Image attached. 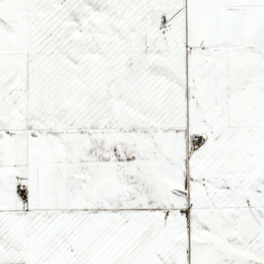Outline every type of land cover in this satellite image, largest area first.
<instances>
[{"label": "snow or ice", "instance_id": "6c2138e0", "mask_svg": "<svg viewBox=\"0 0 264 264\" xmlns=\"http://www.w3.org/2000/svg\"><path fill=\"white\" fill-rule=\"evenodd\" d=\"M0 264H264V0H0Z\"/></svg>", "mask_w": 264, "mask_h": 264}]
</instances>
